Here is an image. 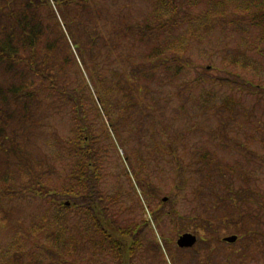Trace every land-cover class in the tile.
<instances>
[{
  "label": "rangeland",
  "instance_id": "374dc122",
  "mask_svg": "<svg viewBox=\"0 0 264 264\" xmlns=\"http://www.w3.org/2000/svg\"><path fill=\"white\" fill-rule=\"evenodd\" d=\"M94 2L78 30L71 22L79 43L98 53L88 62L104 83L105 110L82 67L101 112L98 118L86 97V118L99 122L100 135L106 123L111 135L99 143L100 188L113 197L108 207L119 228L142 232L151 209H163L132 264H264V0ZM158 24L159 32L147 29ZM75 86L71 80L66 88ZM57 101L34 110L30 122L6 126L18 147L0 151V264H117L98 249L91 221L62 213L66 196L26 190L37 181L52 193L68 186L74 160L58 143L75 132L70 103ZM23 165H36L35 175ZM186 232L197 242L179 248ZM157 235L167 245L162 256L151 244Z\"/></svg>",
  "mask_w": 264,
  "mask_h": 264
},
{
  "label": "trees",
  "instance_id": "16d2710c",
  "mask_svg": "<svg viewBox=\"0 0 264 264\" xmlns=\"http://www.w3.org/2000/svg\"><path fill=\"white\" fill-rule=\"evenodd\" d=\"M53 1L58 14L54 11L50 0H0V70L8 78L10 77V79L3 78L7 82H0V151L6 154H11L12 150L17 151L15 134L12 133L9 136L6 133V126L13 119L30 122L34 110L42 107L53 109L54 104L58 103L57 96L66 98L72 110L71 119L75 137H71L68 142H59L58 146L62 148L64 159L66 154L67 159L74 160L67 171L68 186L63 187V193L59 190H53L52 193L45 185L37 181L26 190L36 195L61 196L63 194L66 196L67 201L60 206L62 213L72 210L80 218L79 223L91 221L93 232L101 236L98 249L108 252L117 264H132L136 253L142 247L141 235L149 234L153 226L151 220L156 226L159 224L163 209H151L152 217L143 220L144 231L142 232L136 227L121 226L119 228L113 223L108 207L113 205V197L100 188L105 175L102 159L105 151L100 148L99 143L102 145L104 139H110L111 135L106 123L101 126L103 134L100 135L96 127L99 122L93 118L92 120L86 118V97L94 106L98 118L101 117V112L91 92V86L86 85L83 80L81 70L83 67L84 73L99 96L102 109L105 110L102 104L104 99L100 94L104 83L95 70L91 71L88 62V58L95 61L98 53L93 48V44L89 46L83 42L79 43L74 37L71 22L74 19L77 20L75 24L78 30L83 23L82 17L85 10L91 8L88 3L93 6L97 2L94 0ZM222 4L216 2V5L212 6L219 9L224 5ZM176 6L175 8H178V3ZM58 15L62 17L66 30L69 28L70 32L67 31L69 39L64 34ZM162 27L163 24L153 28L152 25H148L147 29L150 32L156 28L159 32ZM69 40H71V46ZM61 45H64L67 50L65 51ZM178 46L181 44L178 43ZM59 56L62 57L58 59ZM96 66H98L97 63ZM71 80L77 83V86L70 87L73 89L72 92L66 88ZM123 87L121 84L117 85L118 90ZM124 88L127 92V88ZM145 88L147 89L146 86ZM84 90L86 92H83ZM53 96L56 97L55 102L51 98ZM64 147L67 148L64 149ZM199 157L206 162L207 157L204 154ZM42 166L43 164L39 163V170H43ZM23 168L26 169L24 173L29 175H35L37 171L36 165H23ZM140 187L143 188L141 184ZM8 191L15 192L12 189ZM142 191L143 195L148 197L147 192L143 189ZM2 194L0 192V196ZM249 198V200L252 199ZM137 202L140 203L138 199ZM141 208H143L142 205ZM161 239L158 235L155 241L151 239V244H154L160 256L163 254L162 248L167 247V245H161V247L158 244Z\"/></svg>",
  "mask_w": 264,
  "mask_h": 264
},
{
  "label": "water",
  "instance_id": "95a60500",
  "mask_svg": "<svg viewBox=\"0 0 264 264\" xmlns=\"http://www.w3.org/2000/svg\"><path fill=\"white\" fill-rule=\"evenodd\" d=\"M236 238V236H227L224 238V240L228 242H234ZM196 240L197 238L194 234L186 232L178 237L177 245L182 248L191 247L195 244Z\"/></svg>",
  "mask_w": 264,
  "mask_h": 264
}]
</instances>
